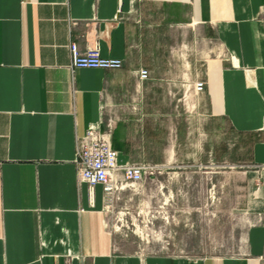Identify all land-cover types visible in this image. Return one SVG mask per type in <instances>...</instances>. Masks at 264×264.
I'll return each mask as SVG.
<instances>
[{"label": "crops", "instance_id": "1", "mask_svg": "<svg viewBox=\"0 0 264 264\" xmlns=\"http://www.w3.org/2000/svg\"><path fill=\"white\" fill-rule=\"evenodd\" d=\"M190 28L204 53L213 41L223 54L202 57L206 67L195 70L205 91L181 98L169 56ZM73 41L83 51L98 43L124 64L72 69ZM161 55L165 78L144 59ZM183 99L195 102L193 124ZM111 119L119 163H231L226 151L240 137L257 213L245 250L198 258L119 250L103 186L92 196L76 163L78 137ZM222 128L224 155L212 140ZM193 139L199 158L180 160ZM0 264H264V0H0Z\"/></svg>", "mask_w": 264, "mask_h": 264}, {"label": "rangeland", "instance_id": "2", "mask_svg": "<svg viewBox=\"0 0 264 264\" xmlns=\"http://www.w3.org/2000/svg\"><path fill=\"white\" fill-rule=\"evenodd\" d=\"M174 32L181 35L180 28ZM190 28L188 41H173V64L175 81L180 85V95L192 93V81L197 66L211 61L222 51L216 43L206 42L215 52L203 51V42H193ZM164 42V41H163ZM186 48H181L182 43ZM203 57V58H202ZM156 58V59H155ZM157 63L156 76L165 78V56L144 57ZM155 61V62H153ZM169 76V72L167 73ZM181 100L183 115L191 124L197 120L196 105ZM195 116V117H194ZM212 140L219 141L224 155V141L229 131L222 128ZM206 141L210 136L206 131ZM190 149L178 152L180 160H194L197 140L189 141ZM226 151L231 163H173L163 166L151 179L135 183L125 191L114 192L110 201V227L119 250L146 254L164 253L191 258L239 254L245 250L246 234L256 212L249 207V186L245 163L249 160V147L240 137ZM244 162V163H241Z\"/></svg>", "mask_w": 264, "mask_h": 264}, {"label": "built area", "instance_id": "3", "mask_svg": "<svg viewBox=\"0 0 264 264\" xmlns=\"http://www.w3.org/2000/svg\"><path fill=\"white\" fill-rule=\"evenodd\" d=\"M71 68H121L123 59L103 56L99 44L90 45L85 51L81 50L78 42L71 43ZM141 79L149 78V70H140ZM207 80L197 73L191 87L194 94L203 93ZM186 96V95H185ZM114 120L111 119L108 128L90 125L85 135L78 137L76 163L78 177L88 184L89 191L94 196L95 186L101 184L105 191L108 206L114 192L125 191L135 183L153 178L165 166L161 163L132 162L119 163L118 152L112 144ZM262 220V216L259 217Z\"/></svg>", "mask_w": 264, "mask_h": 264}]
</instances>
